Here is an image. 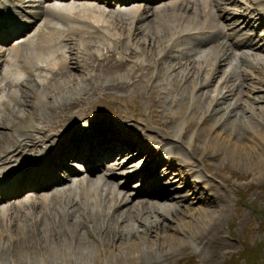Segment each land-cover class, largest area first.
Masks as SVG:
<instances>
[{"label": "bare ground", "instance_id": "bare-ground-1", "mask_svg": "<svg viewBox=\"0 0 264 264\" xmlns=\"http://www.w3.org/2000/svg\"><path fill=\"white\" fill-rule=\"evenodd\" d=\"M50 1L52 0H47V2ZM54 1L63 2V0ZM88 1L103 4L101 1L105 0ZM111 1L115 5L120 4V10L114 13L105 12L97 6L91 8L77 4L46 7L44 5L46 0H0V65L5 66L4 69H0V93H4V96L0 97V179H2L0 204L11 200L7 198L19 196L20 189L31 188V193L36 195L34 199L19 200L0 209V254L6 255L10 250L20 258L34 255L40 259V262L49 258V264L53 262L56 264L58 260H63V262L59 261L60 264L65 262L72 264L68 261L69 259L65 261L58 251L70 249L78 251L93 247L95 264H143L148 260L151 264H169L174 257L176 250L174 247L179 246L177 250L184 253V244L189 241L193 249L198 252V257L203 264H213L220 251L227 247L220 234V225L225 214L224 200L219 190L216 191L217 189L211 183L200 181V179L199 181H188L194 172L191 168L185 167L186 162L182 159H187L189 156L192 158L199 154V160L205 164L206 157L244 165L251 162L252 165H256L253 161L255 159V161L259 159L264 161V155L261 156L257 150L259 148L264 150V118L252 113L248 117L243 116L245 110L239 111L240 106H236L243 95V91L242 93L239 91L240 86L244 87L245 80L252 81L250 70L264 69L263 47L258 48L257 44L246 34L250 20L247 17L238 16L236 10L238 0H174L153 10L146 5L142 8L135 7L134 4L129 5L128 0ZM3 4H7V7L1 11ZM246 6L245 9L254 12L258 15L257 17L264 16V0H252ZM113 14L114 16L108 17ZM86 16H90L87 18L93 19V22L89 23L88 19V21L83 19ZM33 18L41 19V26L37 27L29 38L21 42L16 40V44L10 50L3 52L1 45H4L2 44L4 38L11 33L18 35L21 30L19 27ZM116 21V27L120 23L118 27L121 29L125 27L127 31L126 36L125 31L120 32L121 38L117 39L119 45L124 48L123 50L127 49L131 38L135 40L138 35H144L142 43H145L146 47H141L144 59L143 63L137 65L136 68L144 71L149 69L150 64H153V69L157 66L156 75L160 76L156 85L161 86L159 93L165 94L166 102L171 106L173 98L179 97L187 116L183 118L179 126L177 124L174 126L171 136L159 137L154 134L153 144L149 141L151 138L148 134L142 133L141 129L133 125L125 122L112 125L93 119L82 123L79 130L69 127L61 130L56 136L46 135L48 132H53L54 128H60L59 124H56L57 119L62 118L60 123H63L68 118L82 96L89 94L88 84L93 83L95 79L93 75L84 80V76L75 75L70 71L78 67L76 62L72 63V57L66 50V43L71 38L67 35L60 36V33L62 34L63 31L77 32L78 26H82V29H94L93 31L97 33V27L101 28L105 25L107 27L110 22L109 27L113 28ZM75 24L77 27L74 26ZM149 26H152V29ZM163 29H167V37H165L167 43L177 42L181 37H186L182 39L194 41L201 46L195 50L193 48L188 50V54L179 52L180 57H169L170 60L166 56L167 60L161 62L160 58L164 49L167 48L165 47L167 43L164 42V46L162 43L158 45L156 39L159 37L158 32ZM79 30L81 31V27ZM87 39L80 40L79 44L82 46L85 42L87 44ZM56 40H59L62 45L58 46ZM160 46L161 49L158 52L153 53V50H149V47L155 50ZM145 48L147 51L144 52ZM105 51L111 52L108 49ZM93 55L90 56L91 60L83 59V63H90L94 59ZM198 55L200 58L197 57ZM85 56L88 57L89 54ZM85 56L84 58H87ZM97 61L96 59L95 62ZM99 65L97 63L93 67L96 69ZM123 65L121 62L110 60L106 69L113 72L116 69H122ZM93 67L92 72H94ZM85 68L89 69V67ZM234 72L237 74L233 75ZM217 73L220 74L218 81L222 80L221 83H218L214 90L208 89ZM16 74L22 75L23 79L12 77ZM155 77L158 79L157 76ZM112 82L115 83L110 84V90L121 89L126 85L115 79ZM79 83H85L84 87L82 86L83 89L79 88L75 96L71 95ZM260 83L262 84L263 81ZM195 87L204 90L200 89L201 91L197 94H193ZM255 89L258 88L250 87L249 91L256 92ZM208 92L216 94L209 96ZM230 95L240 98H232L229 101L228 96ZM258 97L260 96H257V99L254 97L253 100L260 102L259 100L264 99V97L260 99ZM207 98L209 99L208 104L204 105ZM253 116H255L254 119ZM212 117L213 120H211ZM184 123H187L192 130H197V137L194 138L196 147L194 146L191 150L184 148L183 151L184 153L186 151V154H183L181 150V147H184L181 144L184 142L179 143V131L187 129ZM248 126H254V130L258 128V131H249ZM227 128V132L224 131ZM114 131L118 132L122 138ZM33 133H38L40 137H34ZM166 139L179 145L167 144ZM75 141L90 146L98 143L97 149L101 150L108 159L115 158L114 154L122 156L127 152L130 155L125 159L126 161L134 156L142 158L144 163L141 166L137 164L132 172L127 170L125 174H131L125 176L124 180L129 181L133 175L140 172L141 183L137 186L139 188L135 196L140 194L144 198L154 196V199L161 200L160 203L142 201L139 203L142 209L137 211L136 215L125 213L122 217L114 211H110L111 214H108L110 212L102 213L101 206L120 204L121 201L117 202L119 195L117 198H108V196L100 198L101 191L98 189L102 190L101 186H97V183L91 184V182L94 183L95 177L86 179L83 175L84 168L77 165L65 167L63 162L62 166L59 165V162L73 157L74 160H80L77 156H82L83 152L81 150L77 153ZM200 142L205 143L206 148H198ZM28 146L33 149L38 147V149L27 160L25 152L29 150L26 148ZM176 152L180 153L181 159L178 158ZM203 152H206V156ZM87 159L92 158L87 157ZM102 159L104 158L95 157L98 163ZM177 159L180 162L179 170L175 169L176 165H173ZM160 164L164 165L161 172L157 173L156 168ZM115 165L111 163L99 168L102 173L110 174L114 172L115 167L120 166ZM206 167L210 166L206 164ZM66 168L77 169L79 174L65 180ZM153 171L155 172L154 177L152 176ZM21 172L22 177L19 178L18 175ZM149 176L153 177L151 181L148 179ZM172 176L174 177L172 181L175 182L173 184H179L177 189L185 190L184 196L176 194L174 198L169 192L159 195L146 193L151 185L157 184L163 178L171 182ZM40 181L41 184L55 183V186H58L63 182L65 185L61 184L62 186L49 191L54 187L53 184L48 189L36 191ZM168 181L162 183L158 191H165ZM89 185H93L91 192L88 189ZM167 191L170 190L167 189ZM118 193L120 192L115 193V196ZM168 200H173L170 205L163 203ZM188 203L195 207L186 208ZM20 210L27 214L29 219L14 216V211L19 212ZM51 213H56L57 217ZM5 215H11L10 218L14 216V220L11 221L14 224L18 222V226L11 228V222L4 225L1 219H4ZM137 220L140 226H135ZM167 223H176V226L169 228ZM168 229L182 238L172 235L173 233L167 234ZM150 235L153 237L151 242L149 241ZM21 243L23 245L20 249Z\"/></svg>", "mask_w": 264, "mask_h": 264}, {"label": "rangeland", "instance_id": "rangeland-1", "mask_svg": "<svg viewBox=\"0 0 264 264\" xmlns=\"http://www.w3.org/2000/svg\"><path fill=\"white\" fill-rule=\"evenodd\" d=\"M251 1L252 0H238L237 1V8L239 7L240 9L236 8V10L238 11L237 13L242 14L243 17L244 16H246L247 18L249 17V19L251 20V25H252V23H256L255 22L256 19L255 18L253 19L254 15L250 14L248 9L247 10L245 9V7H247L246 5H248L249 2H251ZM166 4H168V2ZM92 6H89V7L95 8V6H93V7ZM151 6L152 7H150V9H152V10L157 8V6H153V5H151ZM159 6L160 5H158V7ZM99 8H100V10H104L105 12L116 11L114 9H109V8L104 9L102 6H100ZM112 16H114V14L111 16L109 15L108 17H112ZM87 17H90V16L83 17V19H86V21L89 20V23L93 22V19L87 18ZM117 18H120V17H117ZM150 19H152V18H150ZM108 23H109V25H111L110 22H108ZM116 24H117V21L115 22V25H114L115 28L114 27L111 28V27H109V25H107V27L105 25L101 28L96 26L97 27L96 28L97 33H96V31L95 32L93 31L94 29L93 30L87 29V28L82 29V26H80L81 31L80 30L78 31V29H80V27L79 26L77 27V25L75 24L74 26L77 27L76 28L77 32L76 31H73V32L70 31V32L66 33L65 31H63L62 34L60 33V36L67 35L71 38V40L66 43V50L69 51L70 56L72 57V59H71L72 63L75 64V62H76L78 67H76L75 69H70V71L72 73H74L75 75L82 76V77L84 76V80L86 78L88 79L90 76L94 75L95 76V79H94L95 83L90 82L88 84L87 89L89 90L88 91L89 94L84 95L85 97L82 96V99L76 103V106L72 109V111L68 115V118L63 123H60V122H62V120H61L62 118L57 119L56 124H59L60 128H58V129L54 128L53 132H48V133H46V135L50 136L51 133H53V135H55L56 133H59L64 127L76 126V125L82 124L84 122H90V121H92V119L97 120V118H99V119H104V120L114 122L117 124L125 122L129 125H133L134 127L141 129V131H143L142 133L148 134L151 138L149 141L153 144V137H155V135L159 136V137L160 136H164V137L171 136L173 133L174 126L176 124H177V126H179V124L183 122V118L185 116H187V112L184 111V107H182V104L180 102L181 100H179V97L173 98V101L171 103L172 106H171L170 104H168L166 102L165 94L159 93V91H160L159 88H161V86L156 85V83L159 80V76H160V75H156L157 66L154 67V69H153V64H150L149 69H146L144 71H142L139 68H136L137 65H140L141 63H143V59H144V58H142L143 53L141 51V47H146V44L142 43L143 39L145 38V37L142 38L144 35H141V34L138 35L136 37L137 39H135V40L134 39L132 40V38H131V40L128 41V45L126 47L127 49L125 48L127 51L123 50L124 48L119 45L117 39L121 38V35L119 33L125 31L126 29L124 26H123L124 29L123 28L121 29L120 27H118L120 25V23L117 25V27H116ZM39 26H41V20H39V22L35 21L33 27L30 28V33L27 36L23 35L21 39L26 40L27 38H29L31 33ZM84 29H85V31H83ZM150 29H152V26L150 27ZM106 30H109V31H106ZM111 30H114V31H111ZM158 30H162V29L158 28ZM166 30L167 29H163V31H159L158 32L159 37L157 39L154 38L157 40V43H159L158 45H160L162 43V46H164L165 43H167L166 42L167 38H165V37H167V33H166L167 31ZM90 31H91V33H89ZM88 35H89V37H88ZM124 35L125 36L127 35V31H125ZM80 37L83 40H85L87 38L89 39V40L88 39L86 40L87 44L85 42V45H83L85 47H83L82 45L79 44L80 40H82ZM101 37H104V38H101ZM182 38L185 39L184 37H182ZM183 39H179L177 42L172 41L173 43L172 42L167 43L165 45V47H167V48H166V50L164 49V53H163V55H161L160 61L161 62H162V60L165 61L166 56L169 60H170L169 57H180L181 55L179 54V52H183V53L188 54V50H191L192 48L195 47L193 44L189 43V41L185 42V40H183ZM55 42L58 46L62 45V43L59 40H56ZM95 44H97L98 47H96L97 45H95ZM168 45H169V47H168ZM12 46H13V42L10 43L9 46H5V47L8 49ZM88 46H90V47H88ZM91 46H93V47H91ZM139 47H140V49H139ZM106 49H108L109 51L111 50V52L107 53L105 51ZM160 49H161V46L156 48L155 50H154V48L149 47V50H153V53H154V51H156V52L160 51ZM66 50L64 49L63 51L66 52ZM85 51H87V52H85ZM145 51H147L146 48H145L144 52ZM90 53H91V55H90ZM93 53L94 54L96 53V54L93 55ZM85 54H89V56L87 57V56H85ZM101 54H103V55H101ZM176 54H178V55H176ZM81 55H82V58H80ZM92 55H93V58L95 60L93 59L90 63L84 64L83 63L84 60L85 59L91 60ZM97 55H99L98 56L99 58L97 57ZM84 56L87 58H84ZM76 57L78 58V60H76L77 59ZM197 57H199V55ZM116 58H118V59H116ZM96 59L98 60L97 63H99L100 65H99V68L97 67L95 69L93 66L97 65V63L95 62ZM110 60L121 62L122 65L124 64L123 65L124 67L121 66L122 69L120 68V69L114 70L113 72H110L109 70L106 69V67H108V65L110 63ZM84 66L89 67V69L87 68L88 69L87 70ZM102 66H104V67H102ZM92 67L94 68V72L91 71ZM1 68L4 69L5 66H3V64H1L0 69ZM219 69H221V68H219ZM262 70L261 71L250 70L251 74H252V78L250 80H252V81L247 82L245 80L246 83H245L244 87L240 86L241 89L239 88V91L240 92L243 91V95H241V98L236 96V95L228 96L229 101H231L232 98L233 99H236V98L241 99L240 102L239 101L237 102L236 106H240L239 111H242L243 109L245 110L243 116L248 117V115H250V113H252V114H255V116H261L264 118V109H263L264 108V99L259 100L260 102L253 100L254 97H256L254 99H257V96L264 97V92H263V90H264V75H263L264 69H262ZM109 72H110V74H109ZM236 74H237V72L233 73V75H236ZM219 75L220 74L217 73L214 76V79L211 82V85L208 87V89L214 90L215 87L218 85V83L219 84L221 83L222 80L220 82L218 81L220 79ZM155 76H157L158 79H155L156 78ZM12 77L17 78V79H23V76L20 74H16ZM114 79L117 80L118 82L125 83L126 85L124 84L125 86H123L121 89L114 88L113 90H110V84L115 83V82H112V80H114ZM231 80H233V78ZM261 81H263L262 84L260 83ZM84 84L85 83H83V84L79 83L78 84L79 86L77 85V87H75V90H73L71 92V95L75 96L79 92V88L83 89ZM160 84L162 86L164 85L162 82ZM98 85H99V87H98ZM155 85L158 86L157 87L158 91H157V88ZM89 87H90V89H89ZM250 87H256L258 89H255L257 91L256 92L252 91L253 92L252 93L251 91H249ZM200 89L204 90L202 88L195 87L193 89L194 90L193 94H197L198 91H201ZM247 91H249V92H247ZM208 93H209V96H212V95L214 96L216 94V93L211 94L210 92H208ZM3 96H4V93H0V97H3ZM260 97H258V99H260ZM137 99H139V100H137ZM208 101H209V99L207 98L204 102V105H207ZM211 107H213V105H211ZM252 108H254V110ZM175 113H176V115H174ZM217 116H218V114H217ZM255 116H253L252 118L254 119ZM211 120H213V117ZM184 126H186L187 129L179 131V134H180L179 135V137H180L179 143L184 142L183 144H181L184 146V147H181V150H182L183 154H186V151H185V153L183 151L184 148H186L187 150H191V148L194 149V146L196 147V143H195L194 138L197 137V133H196L197 130L196 129L192 130L191 128H189L187 123H184ZM254 126H248L247 129H249V131H258V128L256 130H254V128H255ZM47 130L50 131L49 129H47ZM227 130H228V128L224 129V131H226V132H227ZM228 133H229V131H228ZM33 135H34V137H39L38 133H33ZM155 141H157V140H155ZM166 142H167V144H170V145L173 144L174 146L178 144V143L173 142L170 139H166ZM148 147H150V146H148ZM198 148H200V149L206 148L205 143L203 144L202 142H200ZM30 149H31V146H30ZM164 150H167V149H164ZM257 150H259V153L261 154V156L264 155L263 149L261 150V148H259ZM200 153H202V152H200ZM205 153L206 152H203V154H205ZM177 154H178V158L181 159V157H179L180 153H177ZM127 155H129V154L126 153V155L119 156V157H117V160H116L117 162L116 161L113 162L116 165L117 164L120 165L118 167H115L116 165L114 166L116 168L114 170V172L117 170V173L122 174L123 178H121L120 175L117 174L116 172L115 173L112 172L110 174H107L106 172H103L101 174V172H100V174H97L94 176L96 178V179L95 178L93 179L94 183L91 182V184L97 183V186L98 185L101 186L102 190L98 189L101 191L100 198L101 197L107 198V196H108V198H111V197L117 198L119 195V197L117 198V202L121 201L120 204L118 206H116V204H113V206H112V204H108L105 207L101 206L102 213H105V212L108 213L110 211L111 212L114 211L115 214L118 213V214L122 215V217L125 216V213L128 215H136L135 213H138L140 211V209H142L141 204H139L140 202H142V201L143 202L144 201L149 202L150 201L152 203H160V201L156 202V200L153 201V199L148 200V199L143 198V197L134 196L135 191H137L136 190L137 186H139L141 181L139 183H135L136 181L134 178V179H131L129 182H127V180H124V177L131 174V173L125 174V172H127V170L129 172H132V170L134 169V167L137 164L138 165L140 164V166H141L144 162L141 160L142 158H139V157H138V159L131 160L133 158L132 157L128 161H126L125 159H127V158H125V157H128ZM181 155H182V153H181ZM205 156H206V154H205ZM121 157H123L122 160L120 159ZM192 158H191V156H189L187 159H182L183 161L186 162V164H188V165L191 164V166H188L185 164V167L188 169L191 168L194 172V175H192V177L189 178L188 181H190V182L192 180L193 181H196V180L199 181V179H200V181H204V182L206 181L207 183H211L212 186H214L217 189L216 191L219 190L218 192L222 195L223 200H224V204H223L224 210L223 211L225 214L222 217V221H221V225H220V231H221L220 234H221V237L224 240V242L227 244V247L220 251V254L216 257V260H214L213 264H264V226H263L264 225V161L260 160V159L255 161L256 160L255 159L253 161H254V163H256V165H252L253 164L252 162L250 164L244 165L243 163L232 164L231 162L225 161L224 159L218 160V159H215L213 157H211V158L206 157L207 158V159H205L206 164H208L210 166L208 168V167H206V164L203 161L201 162L199 160V158H200L199 154H197V156L194 155ZM119 159H120V162L118 161ZM139 159H140V161H139ZM148 161H150V160H148ZM151 161H153V159H151ZM179 163L180 162H178V159H177V162L176 161L173 162V165L177 166L175 168L177 170H179L178 169V166L180 165ZM122 164H124V165H122ZM163 165L164 164H160L159 169H161V166H163ZM110 168H111V166H110ZM111 174L117 175L116 181H114L113 179L105 180L104 176L109 175V177H111L112 176ZM139 177H140V175L137 178H139ZM173 178L174 177L172 176L170 179L171 182L168 181L169 183H167V184H169V186L166 187V189L170 190V191H168L169 194L173 195L174 198H176V194H177V196H180V195L184 196V194H186L185 190L184 189L182 190L179 188L177 189V186L179 184L178 185L173 184V183H175L172 181ZM86 179H89V178L86 177ZM148 179L150 181L151 179H153V177L149 176ZM102 180H105V182H102ZM106 181L108 182V184ZM124 182L125 183L127 182L125 189H124L125 193L122 191L123 190L122 184ZM163 182L165 183L164 180H163ZM125 183H124V185H125ZM119 186H120V188H119ZM92 188H93V185H91V186L89 185L88 189L90 190V192H91ZM152 189H153V187L148 189L147 191L149 193H152L153 192ZM113 190H115V192ZM117 192H120V193H118L115 196V193H117ZM23 196H25V195H23ZM35 197H36V195H32V197H30V198H28V196H26V197H23L21 200L20 199L19 200L25 201L28 199H34ZM122 198H123V200H121ZM19 200H13L10 202H5V204L2 203V204H0V209H4L6 206L13 204V203H16ZM172 201L168 200V201L163 202V203L170 205L172 203ZM120 206H122V207H120ZM193 207H195V206L189 205V203H188V207H186V208H193ZM97 208L99 209V207H97ZM202 209H204V208H202ZM15 212L16 211H14V213H13L14 216H17V217L21 216L23 219H25V218L29 219V218H27L28 215L25 214L22 210H20L19 212H16V213ZM111 212L108 214H111ZM55 214L56 213H54V214L51 213V215H54L55 217H57L56 216L57 214L56 215ZM10 216L11 215H9V216L5 215L4 216L5 220L2 218L1 222H3L4 225L11 222L10 227L14 229V228H16V226H18L17 225L18 222H16L17 224H14L12 222L14 220V216H13V218L12 217L10 218ZM7 219H9V220H7ZM121 219H123V218H121ZM147 220H148V218H147ZM138 222H139V220H137V222H135V226H138V225L140 226V222L139 223ZM118 223H119V220H118ZM130 223L131 222H129V224ZM176 223H167V224L169 225V228H174L176 226ZM121 225H122V223H121ZM3 230H4V228H3ZM166 233L172 234L173 232L170 229H168V230H166ZM172 235L178 236V234H174V233ZM178 238H182V236L179 235ZM149 241L150 242L153 241V237L151 235L149 237ZM150 242H149V244H150ZM22 245H23L22 243H21V245H19L20 249H21ZM152 245H153V243H152ZM184 246H185L184 253H182L181 250H177L180 248L179 246H178L179 248L177 246L174 247V250L176 249L174 251V257L171 259L169 264H203L201 259L198 257V254H197L198 252L195 249H193V245L191 242H189V241L185 242ZM94 253H95V250L93 247H87L86 249L78 250V251H77V249L58 251V254H60V256H62L65 261H67L69 259L68 261H71L72 264H81V263L82 264H95L96 262L93 258ZM88 259H90V260H88ZM59 261L63 262V260H58V261H56V264H60L61 262H59ZM41 262H43V263H41ZM41 262H40V259L36 258L34 255H30L29 257L27 256L25 258H20L18 255L11 252L10 250H9V252L6 253V255L4 253L2 255L0 254V264H40V263L41 264H45V263L49 264L50 261L48 258L46 260L44 259V261L42 260ZM57 262H59V263H57ZM160 262H161V260H160ZM50 264H54V262L50 263ZM63 264H69V263L65 262ZM143 264H151V262L148 260V261H145Z\"/></svg>", "mask_w": 264, "mask_h": 264}, {"label": "trees", "instance_id": "trees-1", "mask_svg": "<svg viewBox=\"0 0 264 264\" xmlns=\"http://www.w3.org/2000/svg\"><path fill=\"white\" fill-rule=\"evenodd\" d=\"M264 226V225H263Z\"/></svg>", "mask_w": 264, "mask_h": 264}]
</instances>
